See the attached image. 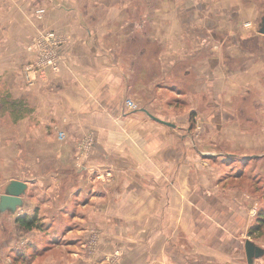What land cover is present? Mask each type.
Returning <instances> with one entry per match:
<instances>
[{
	"label": "crops",
	"instance_id": "0c3cea01",
	"mask_svg": "<svg viewBox=\"0 0 264 264\" xmlns=\"http://www.w3.org/2000/svg\"><path fill=\"white\" fill-rule=\"evenodd\" d=\"M63 10L60 71L10 82L31 94L12 99L21 109L10 102L15 123L64 120V162L85 160L60 206L64 245L51 256L41 244L40 262L234 264L243 222L222 193L210 135L190 122L245 120L264 99V0H76ZM3 64L0 77H12ZM234 105L244 109L234 115Z\"/></svg>",
	"mask_w": 264,
	"mask_h": 264
},
{
	"label": "rangeland",
	"instance_id": "374dc122",
	"mask_svg": "<svg viewBox=\"0 0 264 264\" xmlns=\"http://www.w3.org/2000/svg\"><path fill=\"white\" fill-rule=\"evenodd\" d=\"M75 1L0 0V69L4 63L3 66L9 67V73L13 75L11 77L6 72L0 77V195L13 178L29 182L22 195L23 204L14 211H0V264H42L41 256H46L48 251L40 253L41 244L51 243V256L64 245L60 233L68 220L62 216L60 206L68 192L75 193L76 181L82 175L80 171L85 160L82 155L74 153L69 158L70 163L64 162V120L43 123L31 116L26 121L15 123L9 104L16 95L31 100V94L24 85L11 91L10 82L25 84L23 65L34 59L28 47L42 33L54 30L64 37L56 25L64 17L60 10L64 9V3ZM40 9H44L41 16L37 13ZM253 102L254 105L245 108L248 109L245 120L240 116L237 121V108H244L234 105L229 107V111L232 109L236 115L234 120H229V115L228 121L222 124L216 120L218 117L190 122L196 128L198 138L204 131L210 135L202 140L213 145L211 160L221 170L222 193H227L230 207L238 211L244 226L238 229L242 232L234 235L244 244L246 239H250L263 249L262 254L248 261L245 247L237 255L232 250V244L233 247L236 244H230L228 250L234 264H264V227L254 234L248 233L249 227L257 222L259 213L264 214V99L256 98ZM64 178L72 180V185L64 186ZM215 179L213 181L217 182ZM24 214H37L42 227L32 230L20 227L16 218ZM36 232L39 235L30 238ZM26 244L36 246L32 256L30 252L18 256L17 249Z\"/></svg>",
	"mask_w": 264,
	"mask_h": 264
},
{
	"label": "built area",
	"instance_id": "2783aa9c",
	"mask_svg": "<svg viewBox=\"0 0 264 264\" xmlns=\"http://www.w3.org/2000/svg\"><path fill=\"white\" fill-rule=\"evenodd\" d=\"M44 9L37 13L41 16ZM64 42V37L54 30H48L42 33L35 42L28 47L34 54L32 61L23 65L22 73L29 83L34 81L48 80L50 73L59 72L62 66L59 48ZM126 104L129 108L136 109L138 104L128 99Z\"/></svg>",
	"mask_w": 264,
	"mask_h": 264
},
{
	"label": "water",
	"instance_id": "95a60500",
	"mask_svg": "<svg viewBox=\"0 0 264 264\" xmlns=\"http://www.w3.org/2000/svg\"><path fill=\"white\" fill-rule=\"evenodd\" d=\"M260 31L264 33V17ZM143 110L152 118L170 124L169 122L163 121L161 118L152 115L146 109L143 108ZM27 188V181L16 178L11 179L5 186V192L0 195V211H5L6 209L14 211L18 206H21L23 204L22 195L26 192ZM244 247L248 261H251L253 256H259L263 253L262 247L253 243L250 239H246Z\"/></svg>",
	"mask_w": 264,
	"mask_h": 264
},
{
	"label": "trees",
	"instance_id": "16d2710c",
	"mask_svg": "<svg viewBox=\"0 0 264 264\" xmlns=\"http://www.w3.org/2000/svg\"><path fill=\"white\" fill-rule=\"evenodd\" d=\"M15 102H17L16 100H13L11 101V105H14L13 108L15 109H21L22 106H20V103L18 101V103L15 104ZM16 223L22 227L23 229L25 230H32L33 228L37 227V228H41L42 227V224L39 223L38 221V217H37V214H34V215H21L19 217L16 218ZM264 227V214H262L261 212L259 213V215L257 216V222L255 224H252L249 229H248V233L249 234H254L256 231H260L261 228ZM28 247V250L27 252H30L29 255L32 256L33 252L35 250L31 249L30 247L33 246V245H25ZM36 249V247H35ZM18 251H16L17 255L21 256V254H28L27 252H24V247L21 249V248H18L17 249Z\"/></svg>",
	"mask_w": 264,
	"mask_h": 264
}]
</instances>
